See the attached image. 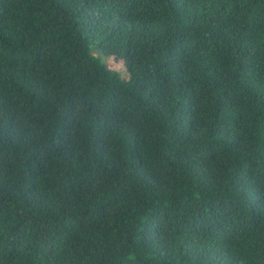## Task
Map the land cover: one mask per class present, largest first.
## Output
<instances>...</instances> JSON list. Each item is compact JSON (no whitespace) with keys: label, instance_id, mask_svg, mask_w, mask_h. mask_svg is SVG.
I'll list each match as a JSON object with an SVG mask.
<instances>
[{"label":"trees","instance_id":"obj_1","mask_svg":"<svg viewBox=\"0 0 264 264\" xmlns=\"http://www.w3.org/2000/svg\"><path fill=\"white\" fill-rule=\"evenodd\" d=\"M0 264H264V0H0Z\"/></svg>","mask_w":264,"mask_h":264},{"label":"clouds","instance_id":"obj_2","mask_svg":"<svg viewBox=\"0 0 264 264\" xmlns=\"http://www.w3.org/2000/svg\"><path fill=\"white\" fill-rule=\"evenodd\" d=\"M109 64L115 65V69L112 71L116 72L117 75H125L126 74V68L119 61L110 59Z\"/></svg>","mask_w":264,"mask_h":264},{"label":"rangeland","instance_id":"obj_3","mask_svg":"<svg viewBox=\"0 0 264 264\" xmlns=\"http://www.w3.org/2000/svg\"><path fill=\"white\" fill-rule=\"evenodd\" d=\"M112 69H115V65L114 64H110Z\"/></svg>","mask_w":264,"mask_h":264}]
</instances>
